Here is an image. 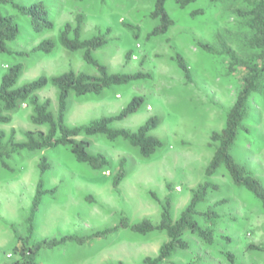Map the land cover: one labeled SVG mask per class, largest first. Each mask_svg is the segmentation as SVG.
<instances>
[{
    "label": "rangeland",
    "instance_id": "obj_1",
    "mask_svg": "<svg viewBox=\"0 0 264 264\" xmlns=\"http://www.w3.org/2000/svg\"><path fill=\"white\" fill-rule=\"evenodd\" d=\"M39 1L48 6L53 29L36 34L26 18L20 19V36L12 49L28 56L0 55V80L6 69L16 63L23 66L16 86L68 70L95 75L96 70L82 59L81 50L70 52L56 43L49 55L33 51L44 39L57 40L63 25L74 23V17L82 14V39L110 29L108 44L93 52L96 60L110 73L141 72L148 78L111 87L98 96H71L66 124L76 126L117 115L133 97L139 96L144 99L139 111L112 126L136 131L150 117H157L160 122L150 135L160 139L163 146L151 158L143 159L137 149L122 140L92 137L89 152L102 153L110 162L103 171L78 163L67 148L12 155L6 160V167H0V264L21 261L23 246L66 235H90L116 227L122 220L132 225L147 219L156 225L167 197L171 217L176 220L188 205L191 192L205 182L211 188L197 211L216 214L212 242L185 232L182 239L187 248L177 250L162 264H264V252L256 249L264 247V211L260 203L247 191L235 187L224 169L211 177L205 176L214 151L210 135L223 128L245 74L242 68L230 72L229 60L222 51L229 49L242 59L255 54L245 46L249 31L237 16L243 4L239 0L198 1L180 9L167 1L165 7L174 25L165 35L147 39L157 25L149 17L156 0H17V3L29 5ZM193 11L202 13L193 17ZM196 41L209 44L216 54L203 52ZM175 53L186 61L191 83H186L175 64ZM37 94L40 100L50 99L55 114L57 89L48 84ZM248 109L246 131L239 133L232 155L264 186V94L253 95ZM31 114L32 107L23 104L9 124H0V132L4 133L2 142L8 140L11 130L17 142L24 141L25 131H46L45 127L32 125ZM43 156L50 164L43 176L44 185L47 190L54 189V193L44 197L35 217L34 232L27 239L25 220ZM122 159L125 176L114 188L113 179ZM195 218L205 227L201 216ZM168 241L164 232L138 235L120 229L84 245L68 243L52 250L42 249L35 264H142L146 257H156L161 245Z\"/></svg>",
    "mask_w": 264,
    "mask_h": 264
},
{
    "label": "trees",
    "instance_id": "obj_2",
    "mask_svg": "<svg viewBox=\"0 0 264 264\" xmlns=\"http://www.w3.org/2000/svg\"><path fill=\"white\" fill-rule=\"evenodd\" d=\"M83 2L85 0H72ZM172 1L180 9H185L192 3L206 1L217 3L223 0H156L153 10L149 14L157 25L147 35V39L165 35L174 25V21L166 10V2ZM235 1V0H233ZM243 8L237 10V16L249 31V37L245 40V46L255 54L249 58H239L229 49L222 53L229 60L228 69L234 72L239 68L245 70L242 77L241 87L236 95L235 101L226 113L224 126L220 131H214L210 135L211 144L214 147L213 155L205 168V176L211 177L220 169H224L232 184L250 193L260 203L264 211V186L262 182L254 177L252 172L243 164L238 163L232 155V148L238 139L240 132H245L244 122L249 115L248 105L255 94H264V0H239ZM11 10V12H9ZM202 11H193L191 16L195 17ZM50 11L45 2L39 1L29 5L19 4L17 0H0V55L25 57L28 53L18 52L12 49L20 36L19 21L26 18L34 33L41 34L53 29V21ZM84 16L77 14L74 23L66 22L58 33L57 40L47 38L42 40L33 51L44 55L51 54L56 43L70 52L83 51L82 59L96 70L95 75L85 72L75 73L68 70L52 77L40 76L36 80L16 86L23 71L21 63L9 66L0 80V124H9L12 116L23 104L32 107L30 122L36 127H45L46 131L35 129L24 132V141L17 142L14 139V131L11 130L8 140L3 143L4 133L0 132V167H6V160L12 155L23 151L41 152L44 150L69 149L74 159L85 164L92 170H105L110 166L108 158L102 153H90V139L102 136L108 141L122 140L131 147L137 149L143 159L154 156L163 146L162 141L152 135L160 120L150 117L136 131L124 128H114L115 122L127 119L136 114L144 105L143 97H133L130 102L114 116H102L88 123L68 126L66 124V111L68 99L71 96L82 97L86 95L98 96L103 90L114 86L128 85L132 82L148 78L147 74L137 72L134 74L110 73L108 68L101 64L93 56V52L106 46L109 42L107 35L110 29L98 33L88 39H82V25ZM130 30L133 27L127 26ZM196 46L205 53L216 54L212 46L207 43L196 41ZM129 53H127L128 56ZM174 62L182 72L186 83H191V71L184 58L175 53ZM57 89L56 113L51 110L50 99L40 100L38 92L47 85ZM50 169L46 157H41L38 163L39 179L36 183L34 196L31 201L29 213L25 220L27 225V239L34 232L35 217L41 207L44 197L53 194L54 189L47 190L44 185L43 176ZM125 176L124 161H119V169L113 179V186L117 188ZM211 185L207 182L200 184L191 192L188 205L180 213L176 220L171 217V203L169 197L162 205L160 221L154 225L151 221L143 219L132 225L122 220L113 228H107L94 232L90 235L77 236L66 235L58 239L44 240L34 245L23 246L20 255L21 261L12 264H35V258L42 249H55L64 244L74 243L84 245L97 238H104L120 229H128L134 234L148 235L153 232H164L169 241L162 244L156 257H146L142 264H162L170 258L177 250L187 248V243L182 239L185 232L196 233L205 242L211 243L213 238V226L216 214L212 211L199 213L198 205L204 203ZM201 216L205 227H201L196 220ZM264 252V247L256 248ZM117 264H123L118 262Z\"/></svg>",
    "mask_w": 264,
    "mask_h": 264
}]
</instances>
